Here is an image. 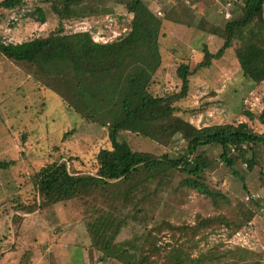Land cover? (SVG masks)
<instances>
[{
	"label": "rangeland",
	"instance_id": "1",
	"mask_svg": "<svg viewBox=\"0 0 264 264\" xmlns=\"http://www.w3.org/2000/svg\"><path fill=\"white\" fill-rule=\"evenodd\" d=\"M124 1L83 0L73 9L86 15L60 21L53 11L54 0H24L14 9H0V41L17 43L45 37L60 22L65 33L89 30L94 40L109 41L130 28L133 14ZM228 1L232 0H145L163 21L162 62L149 85L153 95L178 92L182 84L177 74L179 65L188 64L193 69L203 60L204 45L214 53L221 47L226 22L243 17V0L233 1L230 10ZM38 7L45 11L44 23L37 20ZM109 8L113 11L103 14ZM256 23L248 27L247 34L264 51V30ZM242 46L241 39H235L220 59H213L210 67L189 77L187 96L174 102L178 106L176 114L199 127L246 122L257 131L264 130L257 118L264 109V81L256 83L243 74L236 53ZM35 70L0 53V163H8L7 168L0 167V264H84L86 252V264H124L115 258L101 260L102 251L91 245L87 223L96 217L93 206L105 208L110 204L98 193L16 218L21 214L15 209L16 201L34 200V175L41 166L64 160L75 171L94 173L96 154L110 146L107 125L78 114L37 77ZM245 110L256 117L250 118ZM119 140L127 141L133 150L155 155L176 157L187 151V142L180 135L169 144H161L125 130ZM220 153L219 147L209 148L207 157L212 166L205 171V181L227 200L219 197L215 204L212 198L185 186V175L179 171L152 181L142 176L135 179L141 183L136 197L122 208L131 216L136 211L138 219L130 217L115 241H132L152 230L162 248L154 256L160 264L165 261L166 247L176 240L193 257L207 255L199 263L186 264H264V153L253 168L242 160L236 162L242 177L232 172ZM140 199L143 203L136 205ZM250 199H258L259 207ZM249 210L255 212L254 217L245 220ZM214 216L225 220L204 226L195 236L191 230H173L166 225L195 226L200 218ZM242 222L244 225L238 228Z\"/></svg>",
	"mask_w": 264,
	"mask_h": 264
},
{
	"label": "trees",
	"instance_id": "2",
	"mask_svg": "<svg viewBox=\"0 0 264 264\" xmlns=\"http://www.w3.org/2000/svg\"><path fill=\"white\" fill-rule=\"evenodd\" d=\"M82 1L54 0L53 11L60 21L74 15L84 16V11L77 13L73 9ZM22 4L24 0H0V9L11 10ZM124 5L133 14L130 28L124 35L122 33L109 41L94 40L89 30L65 33L62 22L45 37L17 43L0 41V53L6 58L30 64L36 69L37 77L65 98L78 114L89 121L107 125L110 142L109 147L101 148L96 154L94 173L75 171L64 160L41 166L34 175V200L16 201L15 209L21 212L16 218L21 219L22 215L51 204L70 199L82 200L98 193L110 204L105 208L93 206L96 217L87 223V231L91 245L102 251L100 259L115 258L124 264H160L154 256L161 253L162 248L157 245L152 230L132 241H115L122 228L128 225L130 217L138 219L136 211L131 216L124 214L122 209L136 197L135 191L141 183L135 179L144 176L146 181H152L179 171L185 175L182 180L185 186L212 198L217 204L219 197L225 200L227 197L210 188L205 181V171L212 166L207 157L209 148L219 147L221 160L240 177L242 174L238 172L236 162L242 160L253 168L264 153V130L257 131L246 122L199 127L176 114L178 106H174L175 101L187 96L189 77L204 67H210L213 59H220L235 39L244 43L236 52L243 74L256 83L264 81V51L247 34L253 21H257L259 29L264 30V0H243V17L226 22L224 42L217 52H211L204 45L203 60L195 68L181 63L177 69L182 81L180 90L164 96L153 95L149 90L153 74L162 62L160 36L163 21L145 0H125ZM106 9L103 14L113 11V8ZM37 10V20L46 22L43 8L38 7ZM244 114L256 117L248 110ZM257 118L264 124V109ZM125 130L161 144H169L174 136L180 135L187 142V151L172 157L133 150L127 141L119 140L120 133ZM0 167L7 168L8 163H0ZM250 200L259 207L258 199ZM143 201L138 200L136 205ZM254 214L249 210L245 220ZM217 220L225 218L202 217L195 226L169 222L166 225L173 230H191L195 236L201 228ZM142 236L145 238L140 242ZM168 246L162 264L199 263L207 256L204 253L198 257L191 256L179 240Z\"/></svg>",
	"mask_w": 264,
	"mask_h": 264
},
{
	"label": "built area",
	"instance_id": "3",
	"mask_svg": "<svg viewBox=\"0 0 264 264\" xmlns=\"http://www.w3.org/2000/svg\"><path fill=\"white\" fill-rule=\"evenodd\" d=\"M233 1H236V0H232V1H228V2H227V7H228V10H230V7H231V5H232ZM158 13L160 14L161 12H160V11H158ZM227 15H230V12H229V11H227Z\"/></svg>",
	"mask_w": 264,
	"mask_h": 264
},
{
	"label": "crops",
	"instance_id": "4",
	"mask_svg": "<svg viewBox=\"0 0 264 264\" xmlns=\"http://www.w3.org/2000/svg\"><path fill=\"white\" fill-rule=\"evenodd\" d=\"M25 219H27V218H25ZM87 258L88 257H87V252H86V254H85V263L84 264L89 263Z\"/></svg>",
	"mask_w": 264,
	"mask_h": 264
}]
</instances>
